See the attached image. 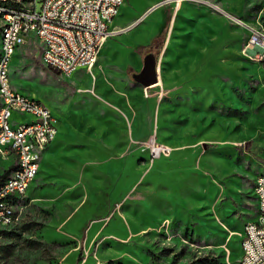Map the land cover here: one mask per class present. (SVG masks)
I'll list each match as a JSON object with an SVG mask.
<instances>
[{
  "label": "rangeland",
  "instance_id": "1",
  "mask_svg": "<svg viewBox=\"0 0 264 264\" xmlns=\"http://www.w3.org/2000/svg\"><path fill=\"white\" fill-rule=\"evenodd\" d=\"M238 20L264 25V0H126L92 72L72 76L47 67L30 36L10 81L54 111L63 145L2 232L0 264H240L242 227L256 210L252 166L264 155V70L245 55L254 46ZM167 30L160 52L146 48ZM150 52L160 81L146 89L132 74ZM132 93L148 102L153 128L146 115L139 120L147 135L184 151L152 164L144 139L110 141L125 177L88 179V124H119L128 109L140 116Z\"/></svg>",
  "mask_w": 264,
  "mask_h": 264
},
{
  "label": "built area",
  "instance_id": "2",
  "mask_svg": "<svg viewBox=\"0 0 264 264\" xmlns=\"http://www.w3.org/2000/svg\"><path fill=\"white\" fill-rule=\"evenodd\" d=\"M31 1H36V11H29L28 2L2 0L0 15H9L15 32L6 35V28L0 25V33H4L8 43V53L0 55V62L11 61V48L23 46L26 38L35 35L42 45L41 57L52 60L49 68L58 72L74 71V66L86 67L92 72L101 49L113 33L112 23L125 3V0ZM10 4H18L19 13H10ZM16 15H25V22H16ZM238 21L249 31L246 47L254 46V55L249 54L250 58L264 65V25ZM18 105H28L26 115L35 117V127L25 128L23 122V130L9 129V122L17 121L13 116L17 114ZM0 107V160L14 159L8 169L0 171V230H4L19 220L17 208L22 206L38 175L37 165L52 143L51 135H57L58 129L57 118L50 107L30 94L28 99H21L20 91L12 86L5 69L0 71ZM141 144L149 151L152 164L162 156H170L174 149L156 141L154 136ZM255 190L259 212L255 221L247 223L242 234L240 264H264V177L257 178Z\"/></svg>",
  "mask_w": 264,
  "mask_h": 264
},
{
  "label": "crops",
  "instance_id": "3",
  "mask_svg": "<svg viewBox=\"0 0 264 264\" xmlns=\"http://www.w3.org/2000/svg\"><path fill=\"white\" fill-rule=\"evenodd\" d=\"M125 3H126V0H125ZM122 7H121V9H122ZM121 9H120V11H121ZM119 14H120V12H119ZM115 19H114V21L112 23V26H113V24L115 22ZM167 34H168V31H166L164 34H161V32L160 33L157 32L154 35V37L152 38L151 42H150V43H152V42L156 43L154 45V47H149V46H147V47L146 46H140V47L141 48H143V47L156 48L160 52L165 47ZM248 35H249V31H248ZM247 39H249V36L247 37ZM28 41H29V39H28ZM18 50L19 49H17V51ZM17 51H16V53H17ZM147 54L148 53L144 54V56H143V66H144V58H145V56ZM245 55L249 59H252V58H250L249 55H247V54H245ZM156 58H157V60H159L157 56H156ZM158 67H159V62H158ZM79 68L80 69L75 70L72 74L67 75V76H72L74 74H77V72L79 70H81V69L83 70V68H85L87 70L86 67H79ZM263 70H264V65H263ZM158 72H159V70H158ZM135 73H139V72H135ZM135 73L132 74V78L133 79H134L133 75ZM134 81H135V79H134ZM159 81H160V78H159ZM135 82H137V81H135ZM20 92H22V91H20ZM22 93H24V92H22ZM132 94L135 97H133V98L131 97L129 99L137 100V102L133 101V103H132L133 105L132 106H135L137 104V106L141 107V109H140L141 110V115L140 116L133 115L132 113H129L131 111H130V109H128L126 111L127 113H125V111L123 113L121 111L118 112L119 116L121 118L119 124H113L111 126L100 125V126H98V128H93L94 125L88 124V136L86 135L85 139L88 142V149H90L91 162H92V164H94V166H90V167L91 168L92 167L95 168L94 170H92V169L90 171L88 170V179H91L92 177H94L93 174H91V173L103 172L105 175H107L111 179L114 178L117 182H120L125 177L124 170L121 172V167H119V166L115 167L114 165H112L115 161L111 159V156L113 154V149H112V147H110L111 146V142L110 141H114L115 140L116 143H119V141H124V143H127L130 140L138 142L139 140H143L144 139L143 140V142H144V141H147L151 136H153L152 134L147 135L148 133H151V131L148 132V130H145L143 128V125H142L143 123L139 121L143 115H146L149 118V121H150V127L149 128L150 129L153 128L151 116L148 114V111H147L148 102L146 101L145 97L141 93H137L138 98L136 97V95L134 93H132ZM120 101H121L120 103L127 108L126 101L124 99H120ZM52 113L57 118L58 133H57V136H56L55 140L52 143L49 144L48 148H46V150H45V152L43 154V157H42V160H41V163H40V170L42 169L43 163H45V162L48 163L50 158H53V157L57 156V154H59L58 152L60 151V149L62 148V145H63V142L60 141V136H61L62 132H61V127H60V122H59L58 116L54 113L53 110H52ZM17 114H21V113L17 112ZM126 117L129 118V119H132L134 123L127 124L126 123V119H125ZM16 123H19V122H16ZM98 131H104V133H100V132H99V134L95 133V132H98ZM109 132H111L113 134L110 135ZM170 146H172V145H170ZM174 146L175 147L173 149L172 154L165 158V159H167L168 163L173 162V161L177 160L178 157H180V156H178L177 152L184 151V150H179V147H177L176 145H174ZM116 151L118 152L119 149H117ZM175 153H177L176 158H173ZM160 159H162V158H160ZM180 159H182V158H180ZM120 161H121V159H118V162H120ZM13 162H14L13 158H9V159H6V160H0V171L8 169L13 164ZM133 163H136V160ZM154 164H156V162ZM251 173L255 177V184H256L257 178L259 176H263L264 175L263 174L264 173V155H263V158L256 159V163H254L253 166H252ZM38 176L39 175H37L35 180L32 182V184H31V186H30V188H29V190H28V192L26 194L27 195L26 197H28V193L30 192L32 187L35 185ZM131 184L133 186L134 183H130L128 189L131 188L130 187ZM83 192L86 195V200H87L88 193H89L88 192V187H86ZM254 193H255V187H254ZM255 196H256V193H255ZM258 212H259V204L257 203V196H256V210L254 211L253 216H250L248 218L249 220L242 227V233L244 232L245 226L247 225L248 222L255 221L257 219ZM92 231H93V229H92ZM94 232H96V228L94 229ZM242 239H243V235H241V238H240V245H239V248H240V259L239 260H241L242 253H243L242 252Z\"/></svg>",
  "mask_w": 264,
  "mask_h": 264
},
{
  "label": "bare ground",
  "instance_id": "4",
  "mask_svg": "<svg viewBox=\"0 0 264 264\" xmlns=\"http://www.w3.org/2000/svg\"><path fill=\"white\" fill-rule=\"evenodd\" d=\"M0 7H2V0H0ZM28 9L29 11H36V1L30 0V2L28 3ZM10 13H19V5L10 4ZM16 22H25V15H16ZM0 25L3 28H6V35L14 34L15 24L12 23V19L9 17V15H0ZM0 35L2 36V42L0 44V55H6L8 53V43H6V40L4 39V33H0ZM28 39L30 38L25 39V43L28 42ZM20 47L21 46H13L11 48L12 58H14V55L16 54L17 49H19ZM42 61L47 67H52V60L48 59L47 57H42ZM10 63L11 61H7L6 63L0 62V71H3L5 69V72L7 73L8 77H10ZM79 67L81 66H74V71L80 69ZM74 71H60V73L67 76V75L72 74ZM20 98L28 99V95L20 93ZM17 112L21 114H26L28 112V105H18ZM1 115H2V107H0V117ZM16 122L18 121L9 122V129L13 131L23 130V122H19V123H16ZM33 127H35V119L30 123H25V128H33ZM56 136L57 135H51V142L55 140ZM39 171H40V165H37V173H39ZM260 177H264V175ZM255 193H256V190H255ZM246 228H247V225L245 226V230ZM3 231L4 230H0V238H1V234Z\"/></svg>",
  "mask_w": 264,
  "mask_h": 264
},
{
  "label": "water",
  "instance_id": "5",
  "mask_svg": "<svg viewBox=\"0 0 264 264\" xmlns=\"http://www.w3.org/2000/svg\"><path fill=\"white\" fill-rule=\"evenodd\" d=\"M158 60L153 53H148L144 58V66L139 73L133 75L135 81L144 87H150L159 82Z\"/></svg>",
  "mask_w": 264,
  "mask_h": 264
},
{
  "label": "trees",
  "instance_id": "6",
  "mask_svg": "<svg viewBox=\"0 0 264 264\" xmlns=\"http://www.w3.org/2000/svg\"><path fill=\"white\" fill-rule=\"evenodd\" d=\"M169 27V26H168ZM168 31V30H167ZM163 43V42H162ZM156 43L155 42H152V43H150L148 46L149 47H154V45H155ZM58 72V71H57ZM58 73H60V72H58ZM9 172H7L5 175H4V177H6L7 176V174H8ZM82 256H80L79 258H78V262H81L82 261ZM203 263H205V262H203ZM206 264V263H205Z\"/></svg>",
  "mask_w": 264,
  "mask_h": 264
}]
</instances>
